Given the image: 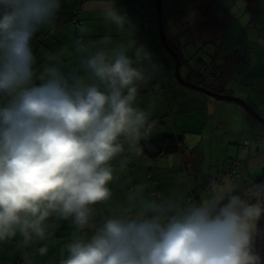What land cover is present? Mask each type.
<instances>
[{
    "label": "clouds",
    "instance_id": "clouds-1",
    "mask_svg": "<svg viewBox=\"0 0 264 264\" xmlns=\"http://www.w3.org/2000/svg\"><path fill=\"white\" fill-rule=\"evenodd\" d=\"M67 0H0V244L36 264L57 221L74 235L55 264H264V185L212 180L202 200L127 186L114 161L142 152L157 121L141 90L162 70L118 0H82L66 50L34 47L58 28ZM109 213L95 218L98 206ZM33 249L35 251H33Z\"/></svg>",
    "mask_w": 264,
    "mask_h": 264
},
{
    "label": "rangeland",
    "instance_id": "rangeland-1",
    "mask_svg": "<svg viewBox=\"0 0 264 264\" xmlns=\"http://www.w3.org/2000/svg\"><path fill=\"white\" fill-rule=\"evenodd\" d=\"M141 1L143 6H148L150 8V13L154 18L153 24L156 27V34L158 36L155 0ZM204 1L205 4L209 6L208 8L204 7V10L207 11L210 9L211 18L222 20L218 25L216 24L217 27H212L214 24L207 20H203L201 23L203 17L199 13L198 8V6L201 5L200 0H161L162 19L167 36L171 38L170 40L173 41L174 46L178 48L182 56L188 59L187 63H182L181 67H179V73L182 78L187 76V64L189 63L192 67L198 68L199 63L197 57H200L203 54L204 56L205 54L211 55L214 53L215 49L218 50V56L221 54L235 53L236 50L240 52L241 47L246 46L244 45L246 37L248 39L252 36H256V38L259 37L261 41L264 42V13L258 17L253 12L251 13L248 8L249 4L247 5V0ZM192 28L197 30V32L202 31L201 33H203V31L206 30L210 33L207 35L206 32L202 37H195L190 34L192 33ZM189 30H191V32H189ZM224 31L225 36L220 42V46L216 47V44L213 43L216 42V39L218 41L216 34L220 35ZM245 34L246 37L244 36ZM163 49L173 69V81L178 83L177 85L185 91L205 95L198 90L180 84L176 80L174 75L175 59L165 48ZM257 53L260 57L261 55L263 56L264 48L258 45ZM222 61L223 60L219 58L218 63L220 64ZM253 61L255 60H253L252 55L247 67L254 68L255 70L259 67V63ZM207 62H209V60ZM237 69H239L237 71L240 74L237 75L236 78L238 80L239 77L242 81V75L244 74V71H246V66L242 67V65L238 63ZM163 74V71L159 73L160 80ZM207 80L210 82L211 78L208 77ZM163 81L166 80L164 79ZM244 82L248 83L250 87H255V89L249 93L246 91L247 94L245 96H249L250 103L245 102L264 118V93H262V91H264V86L262 85L263 79L260 78L257 71L252 77H247ZM231 83L238 87V83ZM181 91L182 90H178L176 92V90L173 91L166 88L167 98H169L171 102V110L169 111L165 107L159 109L160 116L166 115L162 118V120L165 121L162 125V131L178 133L183 131V133H181L183 134V144L192 151L195 149V152H193L194 163L192 165H195L197 168V172L201 175V179L204 175L214 177L225 167H231L233 159H236V162H239L237 170L240 173V176L236 180H233L234 186H237V184H243L245 179L247 182L250 173L261 174L264 171V159L261 160V156L258 153L262 152L264 154V125L258 121L252 113L248 111L246 112L247 117L259 126L257 129H263L254 131L257 132L253 133L255 138L251 140V145L247 148L243 145V139L250 138V134L246 132V134L244 133V136L239 134L238 127L241 123L239 118L235 117V119H233L231 117L232 113L229 111L224 112L227 117L223 118L220 108L216 109L214 118L211 113L208 115L205 113L194 114L195 110L193 109L199 107L201 103ZM238 92L242 91L237 88L236 93ZM234 96L240 97L238 95ZM209 99H214V101H217L218 103L234 104L231 100L219 99L216 97H210ZM197 115H203V120L198 121V119H196ZM230 127H234L236 132L229 130ZM256 134H258V137H256ZM257 139L262 141L260 143L262 146L259 148H257L255 144ZM258 149L260 151H258ZM136 155L137 154L132 153L130 156L132 159H135L134 156ZM173 157L174 155H167L162 156L157 160H152L153 158H145L150 161V163L147 162L142 164L137 162L136 165L131 166L130 169L131 172H140L141 170H144V172L150 171L153 174L161 173L163 170L161 167L163 165L162 160L173 159ZM203 188L204 187H201L198 190V193H205L204 195H207V192H204Z\"/></svg>",
    "mask_w": 264,
    "mask_h": 264
},
{
    "label": "crops",
    "instance_id": "crops-1",
    "mask_svg": "<svg viewBox=\"0 0 264 264\" xmlns=\"http://www.w3.org/2000/svg\"><path fill=\"white\" fill-rule=\"evenodd\" d=\"M134 1L135 0H118V5L122 11L128 14L130 19L136 25L138 22L137 19H140L142 17V13L136 9ZM81 4H82V0H67L66 6L61 10V13L59 14L60 18L58 20L59 21L58 28L54 32L53 37L49 38L45 43L48 48L47 50H56L61 47H64L66 50L68 49V47L70 46L72 40L76 35V33L73 31L74 25L71 23V18L75 14V10H79V11L81 10L79 14L81 18L89 20L90 23H92L94 28L99 33L102 34L106 30L105 26L100 24L94 16L82 15ZM146 8L148 10L147 13H150V8L148 6H146ZM262 9L264 10V4ZM146 28L153 30V25L149 27L147 22ZM206 32L207 31L205 30L201 34V37L204 36L203 34ZM150 33L151 34H149V50L154 54L156 60L162 66L161 71L164 72L161 80L158 75L151 84H149L147 87L141 90L140 96L138 98V103L141 108H148L150 105L154 106L151 118L155 119L157 116H160L159 114L160 108L165 107L167 110L169 111L171 110V102L169 98H167V92H166V88H169L173 91L176 90V92L178 90H182L181 92H184V94L188 95L189 97L201 103L199 107L193 109L195 110L194 114L205 113L206 115H208L209 113H211L212 117L214 118L216 109L220 108L224 118L227 117L224 114L225 111L231 112L232 113L231 117L233 119H235L236 117L241 120L238 130H239V134H241L242 136H244L246 133H249L250 136L253 137L254 136L253 133H257L254 131L263 130V129H257L259 128V126L247 117L246 109H244L238 103L234 101H233L234 104L232 105L227 103H218L217 101H214V99L213 100L209 99L210 97L212 98V96L207 95L203 92L201 93L205 95H200L198 93H191L189 91H185L184 89H181L179 85H177L178 83L174 82L172 79L173 69L167 55L161 53L162 51L159 50L160 44L162 43H159L157 37H155V35H153L152 32ZM209 33L210 32H207V35H209ZM221 35L225 36V31L220 35L216 34V37ZM211 37H215V36H211ZM137 39L140 43L143 44L147 43L146 38L142 34H140L139 31H137ZM221 41H222V37L220 38L219 44L217 45L218 47L220 46ZM36 43L37 42L35 40L34 45ZM248 44H250V46L252 47L251 50L243 46V48L241 47L240 52L235 51V53L221 54L220 56H218V52H217L215 58H211V56L209 55L205 57V62L208 60L213 62L214 68H216L217 70L216 72H219V77L216 80H212L210 83L206 81L204 84L202 85L200 84V85L209 88L210 90L215 92H218L216 91L217 88H221V89L224 88L228 90L229 91L228 93H230L231 95H238L242 97L247 103H250L249 96H245V95L247 94V92L249 93L252 90H254L255 87H250L249 84L245 83L244 81L247 77L249 76L252 77V75L258 71V74L261 75V77H263L262 85L264 86V55L263 56L261 55L262 57L261 58L257 53L258 45L263 47L264 42L261 41L259 37L256 38V36H252L250 37V39L248 38L247 45ZM39 47L35 46L38 55L41 53L40 50L42 52L46 50L45 49L46 47L45 48L44 47L39 48ZM252 55H253V60H255L253 62L259 63V67H257L255 70L254 68L247 67L248 63L251 60ZM219 58L223 60L220 64L218 63ZM260 59L262 60V62H258V60ZM238 63H240L242 67L246 66V71H244V74L242 75L243 76L242 81L239 79V77L238 80L236 78L237 75L240 74L237 71L239 70L237 69ZM195 68L196 67H192V65L188 64L186 69L187 76H185L186 80L194 83H196V81L199 79L197 74L194 72ZM252 70L254 73L252 72ZM162 79L163 80L165 79L166 81H163ZM231 82L238 83V87L236 85L234 86V84ZM212 85H214L216 89H212V87H214ZM237 88L242 92L236 93ZM262 93H264V91H262ZM203 118H204L203 115H197L196 117L198 121H202ZM162 125L155 128L154 130L155 131L162 130L163 129ZM229 130L234 132L235 128L230 127ZM245 140L246 138L243 139V142ZM260 143H261L260 141L258 140L256 141L255 144L257 148L262 146L260 145ZM132 153L137 154L134 150L127 151L124 154L123 159L125 161V167L122 170H119V163L122 158L118 157L117 160L114 161V164L118 168L117 174L119 175V180L111 184L110 187L112 188L118 200L123 199L125 189L127 186H129L126 185L125 182L129 180L131 181V184L142 186L145 189L146 193H150V191L153 190L154 191L158 190L164 196L168 195L169 185L171 184L175 185V183L177 184L179 182L183 183V181L186 180V177L184 176V172L182 169L183 166H181L182 163L181 156L174 155L173 159L162 160L163 165L161 167L163 170L161 171V173L154 174V178L148 180L146 176L151 173L150 171L144 172V170L143 171L141 170L140 172H131L130 169L131 166H135L137 162H140L142 164H145L147 162L150 163V161L145 159L148 157L139 153L136 156H134L135 159H132L130 156L132 155ZM259 155L261 156V160L264 159V154L260 153ZM188 180L192 182L190 180V177L188 178ZM109 211L110 209L108 207L104 205H100L97 208L95 218L99 219L101 216L108 214ZM74 234H75L74 226L71 225L69 221H57V229L55 231L56 240L52 244H50L49 251L46 256L41 257L38 254L36 255V264H55V261L59 259L60 252L63 251L64 244L67 243ZM33 251L35 250L33 249ZM0 264H21V253L15 242L7 245L0 244Z\"/></svg>",
    "mask_w": 264,
    "mask_h": 264
},
{
    "label": "trees",
    "instance_id": "trees-1",
    "mask_svg": "<svg viewBox=\"0 0 264 264\" xmlns=\"http://www.w3.org/2000/svg\"><path fill=\"white\" fill-rule=\"evenodd\" d=\"M134 2H135L136 9L142 13V17L140 19H137L138 22L136 25H137L139 33L142 34L146 38L147 43L145 45L149 49V34H151L150 32H152L153 35H155V37H157L159 43H161L160 39H159V34L157 36L156 27L153 24L154 18L152 17L151 13H147L148 10H147L146 6H143V3L141 0H135ZM248 4H249L248 8H249V11H251V13L253 12L254 14H256L258 16L262 15L264 13V10L262 9L263 4H264V0H247V5ZM204 7L208 8L209 6L204 5V4H201L200 6H198L199 13L203 17L201 20V23L203 20L207 19L206 15L210 11V9L205 11ZM80 11L75 10V14L71 18V23L73 25L76 24L75 19L78 20V22L80 20H82L81 16L79 15ZM145 11H146V13H145ZM210 18H211V16H210ZM210 18H208V19H210ZM221 21L222 20L212 19L211 22L214 24V25H212V27H217L218 23H220ZM147 22H148L149 27L151 25H153V30L146 28ZM58 26H59V21H58ZM164 29H165V27H164ZM191 30H192V33H190L191 35H193L195 37H201L202 31L197 32V30H195L194 28H192ZM191 30H189V32H191ZM54 32L38 34V36L36 38L37 43L34 45V47L35 46H37V47L40 46V47H44V48L46 47L45 49L47 50L48 48H47V45L45 43L49 38L53 37ZM165 32H166V29H165ZM244 36L246 37V34ZM217 37H218V41L216 38H215L216 42L212 41L213 43L216 44V47H218L217 45L219 44V39L221 37L223 39L224 35L217 36ZM166 38L168 40L170 47L177 52V54L179 56L180 67H181L182 63H187L188 59H186L182 56V54L179 52L178 48H176L174 46L173 41L170 40L171 38H169L167 36V33H166ZM247 40L248 39L246 37V39L244 41V45H246L245 48H248L249 50H251L252 47L250 46V44L247 45ZM263 47H264V45H263ZM163 48H164L163 45L160 44L159 50L162 51L161 53H164ZM40 52H42V51L40 50ZM217 52H218L217 49H215L214 53H212L211 55L205 54V56H204V54H203L202 56L197 57V61L199 63V66H198V68L194 69V72L197 74L199 79L196 81V84H198V85L204 84L206 81H208L207 80L208 77L211 78L210 82L212 80L218 79L219 72H216L217 70H216V68H214L213 62L212 61H209V62L206 61L205 62V57H207L209 55V56H211V58H215ZM255 55H257V54H255ZM261 61H262L261 59L258 60V62H261ZM206 76H208V77H206ZM259 76L261 79H263V77H261V75H259ZM189 82H191V81H189ZM192 83H194V82H192ZM212 86H214V85H212ZM212 89H216L215 86L212 87ZM216 91H218V93L230 94V93H228L229 91L224 89V88L223 89L217 88ZM165 116L166 115L157 116L155 119L152 118L153 120L157 121L155 128L159 127L160 125H162L165 122L164 120H162V118H164ZM159 131L157 130V131L152 132L150 139H148L147 141L141 142V146H142L143 150L140 153L147 156L148 158H153L152 160L157 159V158L162 157V156H167V155H178V156L182 157L181 166H183L182 169L184 172V176L186 177V180H184L183 183L179 182L177 184L175 183V185H173V184L169 185L168 186V195L172 192H176V193H181L180 195L187 197V198H191L194 200H202L203 198L206 197V195H204L205 193L199 194L198 190L201 187H204L203 188L204 192H207V186H208L210 181L216 180L219 182V181H221L222 178L225 180H226V178L227 179L231 178V180L233 181V180H236L240 176V173L237 170V166L239 165L238 164L239 162H236V159H233L232 163H231L232 164L231 167H225L222 171H220L214 177L204 175V176H202V179H201V175L197 172V168L195 167V165H192L194 163L193 162V152H195V149H194V151H192V150L188 149L187 147H185V145L183 144V134H181V133H183V131L181 133L165 132L162 130H159ZM253 137L255 138V135ZM253 137L250 136L249 139H246L243 142V145L246 146L247 148H249L250 144H251V140L253 139ZM256 137H258V134H256ZM257 140L260 141L259 139H257ZM260 142H262V141H260ZM258 151H260V150L258 149ZM260 153H262V152H260ZM260 153H258V154H260ZM192 170H193V172H192ZM248 176L249 177L247 179V182L245 181L246 180L245 179L243 181V184H237V187H239V189L241 191H243L244 189H250L252 193H255L257 191V189L254 186L264 185V171L261 174H259V173L251 174L250 173ZM146 177L149 180L151 178H154V174L150 173ZM189 177H190V180L192 182H190L188 180ZM151 192H157V193L161 194V192L158 190L157 191H154V190L150 191V193ZM259 226L261 227V229H264V218L261 219ZM258 244H259V248H260L261 252L264 253V236H262L260 238V240L258 241Z\"/></svg>",
    "mask_w": 264,
    "mask_h": 264
},
{
    "label": "water",
    "instance_id": "water-1",
    "mask_svg": "<svg viewBox=\"0 0 264 264\" xmlns=\"http://www.w3.org/2000/svg\"><path fill=\"white\" fill-rule=\"evenodd\" d=\"M155 5H156V13H157V27H158L159 39H160V42L162 43L163 47L175 59L174 75L176 77V80L180 84H182L184 86L196 89V90H198L200 92H203V93H205L207 95H210L212 97H216V98H220V99H226V100H231V101H234V102L238 103L244 109H246V111L252 113V115L264 125V118L262 116H260L256 111H254L245 102V100L243 98L237 97V96H234V95H231V94L218 93V92L210 90L209 88L200 86V85H198L196 83L189 82V81L185 80L184 78H182V76L179 73V67H180L179 56H178L177 52L170 47V45L168 43V40L166 38V32H165V29H164L163 19H162V4H161V0H155ZM260 222H259V225H260Z\"/></svg>",
    "mask_w": 264,
    "mask_h": 264
},
{
    "label": "flooded vegetation",
    "instance_id": "flooded-vegetation-1",
    "mask_svg": "<svg viewBox=\"0 0 264 264\" xmlns=\"http://www.w3.org/2000/svg\"><path fill=\"white\" fill-rule=\"evenodd\" d=\"M197 1V0H196ZM199 1V0H198ZM201 1V4H204V5H207V4H205V1L204 0H200ZM210 11L207 13V15H206V20L207 21H209L210 23H212L211 21H212V19L210 18ZM208 18H210V19H208Z\"/></svg>",
    "mask_w": 264,
    "mask_h": 264
},
{
    "label": "built area",
    "instance_id": "built-area-1",
    "mask_svg": "<svg viewBox=\"0 0 264 264\" xmlns=\"http://www.w3.org/2000/svg\"><path fill=\"white\" fill-rule=\"evenodd\" d=\"M75 22L77 23V22H78V20H76V19H75Z\"/></svg>",
    "mask_w": 264,
    "mask_h": 264
}]
</instances>
